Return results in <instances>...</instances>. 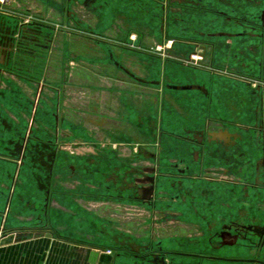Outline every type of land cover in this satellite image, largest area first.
Masks as SVG:
<instances>
[{
  "label": "crops",
  "instance_id": "obj_1",
  "mask_svg": "<svg viewBox=\"0 0 264 264\" xmlns=\"http://www.w3.org/2000/svg\"><path fill=\"white\" fill-rule=\"evenodd\" d=\"M18 7L23 14H17ZM37 8H40L37 2L25 0L17 3L14 0L5 12H0V19L9 22L26 20L27 15ZM63 11L66 14L67 10ZM12 40L9 33L0 32V240L4 237L8 239L6 243H0V264H239L198 258L192 254L248 257L253 253L252 248L243 243L220 242L218 237L211 236L210 230L219 226L220 222L229 220V214L258 210V193L251 189L254 178L250 169L240 171L226 167L227 158L235 163L245 160L242 162L244 164L247 161L252 164L254 160L255 153L247 151L253 147L246 140L243 141V133L251 131L242 122L243 119L257 122L255 109L260 96L258 93L252 92V96L243 94L242 90L247 86L235 78H216V75H210L212 78L209 79L202 77L205 71L208 74L205 65L184 66L176 61L172 66L177 67L175 73L170 77L166 74L163 76L158 73L154 67L157 63L150 57L147 62L141 61L145 64L141 69V89H144L141 101L124 92H103L100 95L112 107L106 109V135H118V128L123 126H132L135 132L159 134V141H141V147L155 148L157 145L163 172L173 161L184 160L191 166L192 178L202 175L204 170H223L227 173L225 176L240 182L239 187L231 180L226 184L221 182V186L211 183L214 179L191 178L186 180L185 188L177 186L178 181L174 187L169 184V188L160 186L154 193L157 201L155 207L140 205V212L143 208L145 213H152L149 219L145 220V217L141 220V215L140 219H133L130 217L131 210L115 205L112 197L116 192L107 193L98 183L103 180L125 195L133 177L129 157L96 156L90 146L77 149L78 138L97 140L92 138V132L86 134L87 126L81 124L84 123L81 118L84 113H79L80 135L76 137L73 128L72 133L62 131L61 136L64 139L67 136L69 140L62 141L60 138L58 151L69 152V155L76 153L84 161V166L89 168L97 160L102 161L104 174L101 177H95L91 169L70 171L65 165L66 161L62 165L53 161L49 172L44 156L37 161L40 165L37 166L36 154L32 150L30 152L29 144L40 143L43 147L44 141L57 137L58 128L54 125L44 124L41 141L25 138L20 163L14 157L16 148L12 140L17 136L12 131L4 133L1 124L3 89H9L6 94L8 99L14 95L10 92L13 89L11 80L7 77L3 82L2 72L6 54L13 52ZM237 45L230 46L235 55ZM179 47H188L193 51L200 48L205 55L192 53L191 56H203L202 62L205 63L213 58V64H216L218 44L212 45L211 50L191 41ZM173 49L177 50L176 54L187 53L176 45ZM211 51L214 52L213 56H208ZM183 69L192 75L182 78ZM147 89H154L155 92L146 94ZM261 97L264 99V96ZM121 103L125 108L117 110ZM113 119H118L116 123L127 124L115 128L111 124ZM252 125L257 126V123ZM95 127L101 131V127ZM235 145H239L244 154L236 155L235 159L229 158L234 153L232 147ZM1 146H4L3 149ZM163 149L167 150V156H161ZM183 151L187 157L177 158ZM75 160L68 159L70 163H75ZM3 165L14 166V174L10 172L2 178ZM243 181L248 182L249 189H241ZM167 196L171 199L177 197L167 205L168 209L175 211L170 213L172 218L169 219L167 214L157 216L165 209L160 200ZM197 229L202 231L195 233ZM177 230H182V234L179 235Z\"/></svg>",
  "mask_w": 264,
  "mask_h": 264
},
{
  "label": "rangeland",
  "instance_id": "obj_2",
  "mask_svg": "<svg viewBox=\"0 0 264 264\" xmlns=\"http://www.w3.org/2000/svg\"><path fill=\"white\" fill-rule=\"evenodd\" d=\"M22 1L25 2V0H17V3ZM30 1L37 2L40 8L28 14L26 20L23 18V20L9 22L3 18L0 19V32L9 33L13 39L11 47L13 52L6 54L2 72L5 78L3 82L7 77L11 80L13 89L10 92L14 95L8 99L9 96L6 94L9 89L7 88V91L3 89L1 124L4 133L12 131L17 136L12 140L16 148V151H13L14 157L20 158L25 138L29 137L30 141L34 142L41 141L44 135V124L55 125L51 114L54 115L56 112L57 93L63 94L65 90V96H61L60 112H58L68 121L65 130L69 132V128H79V113L82 112L84 115L81 118L84 123L81 124L87 126L86 134L93 133L91 135L93 139L96 138L103 143L110 141L117 143L120 140L135 143L129 146V149L121 148L114 151L118 153L119 159L121 154L129 157V163L132 165L130 174L136 178L138 164H141L142 168L145 162H150V154L157 152L156 147L139 150L137 145L141 144V141H159V134L135 132L134 127L123 126L118 128L120 130L118 135H106L104 133L107 120L106 109L108 106L111 107V104H107L100 94L124 92V94L129 93L135 100L140 98L141 101V93H144V89L142 90L141 84L132 77L134 75L141 80V69L145 65L141 61L147 62L150 57H152L150 60L157 63L154 67L158 73H162L163 76L166 74L167 77L175 73L177 67L172 66L176 64L174 63L176 61L184 66L197 67L190 63L189 57L192 53L204 54V51L200 48L193 51L188 47L184 49L179 47L184 40H188L194 44L199 43L200 47H207L209 50L212 49V45L218 44L216 64H213V58L206 60L207 63L202 62V56L200 62L202 66H207L209 74L205 71L202 77L206 76L205 78L209 79L216 75V78L220 76L235 78L247 86L243 88V94L252 96V92H257L260 95L255 109V114L258 115L257 122L243 119L242 123L251 131V133H243L244 142L250 138L252 141L253 148L247 151L255 153L250 168L253 169L252 166L255 168L254 165L261 164L264 157V143L260 141L264 142V138L258 126L264 123V99L261 97L264 96V84L257 88L258 86L251 78L253 79L260 72L258 63L264 62V45L260 43L259 36L264 32L260 27V14L264 11V0ZM64 9L67 10L66 14ZM20 10L23 11L18 7L19 15L23 14ZM253 25L257 26V32L251 30ZM167 28L171 32H164ZM220 33L223 36H219ZM238 33H244V36H238ZM138 34L140 37L137 38ZM172 38L177 40L176 47L187 53L176 54L177 50L173 49L174 47L168 48L167 44ZM233 44H239L236 55L230 50ZM110 51L114 53L115 60L121 61V64L129 70V75L116 68L109 57ZM210 54L208 56H213L214 52L211 51ZM10 56L12 58L9 61ZM146 66L148 68V64ZM184 70L182 78L186 79L192 75ZM117 78H124V83L117 81ZM154 92V89L146 90V94ZM135 95L139 97H134ZM122 107L125 108L121 103L116 109L121 110ZM116 120L118 119L111 121L115 128L127 124L126 122L116 123ZM255 123L257 126L252 125ZM95 126L101 127V131L99 132ZM62 131L61 129V133ZM119 135L122 137L120 138ZM60 138L63 141L69 140L67 136L65 139L63 136ZM29 145L30 152L33 151L36 154L37 163L44 156L41 144ZM3 147L1 146L2 149ZM179 154L177 158L187 157L184 151ZM167 155V150L163 149L161 156ZM198 157H200L199 154ZM18 161L21 162L20 159ZM37 166H40L39 162ZM14 169V166L3 165L2 178L4 175L8 176L10 172L14 174ZM243 171L246 170L243 168ZM255 171L257 177L251 183L257 187L258 205L264 211L261 201L263 181L260 166ZM202 173L214 179L211 183L220 185L227 175L223 170H204ZM185 182L186 180H178L177 186L185 188ZM247 183L243 181L242 190L249 189L250 185ZM135 186L136 181L132 180L129 188L135 190ZM165 188H169V185H165ZM182 199L184 200V196ZM114 201L118 207L131 210L130 217L133 219H140L141 215V220L145 217L147 220L149 215H152V213H145L143 208L140 212L138 204L132 202L123 204L116 199ZM171 201L172 199L168 196L161 198L160 203L165 206V209L159 213L161 215H157L158 217L167 214L168 219L172 218L170 213L175 211L167 208ZM201 231V229L194 230L195 233ZM177 233L181 235L182 230H177Z\"/></svg>",
  "mask_w": 264,
  "mask_h": 264
},
{
  "label": "flooded vegetation",
  "instance_id": "obj_3",
  "mask_svg": "<svg viewBox=\"0 0 264 264\" xmlns=\"http://www.w3.org/2000/svg\"><path fill=\"white\" fill-rule=\"evenodd\" d=\"M92 1H98V0H92ZM260 20H261V29L264 31V11L261 12L260 14ZM255 25V24H254ZM251 26V30L253 32H257V26ZM164 32H171V30H169V28L165 29ZM223 34L220 33V36H222ZM238 36H244V33H238ZM260 36V43L264 45V32H262V34L259 35ZM136 37H140V35H136ZM190 41L188 40H184L182 44H186ZM177 43V40H174L173 38L169 40L167 47L168 48H173ZM170 44V45H169ZM196 45L200 46L199 43H195ZM122 46H125L124 44H121ZM203 47V46H202ZM194 55H198V54H194ZM192 55V56H194ZM191 56V57H192ZM109 57L112 60V62L114 63V65L116 66V68H118L119 70H121L123 73H125L126 75H129V70H127V68H125L122 64L121 61H117L115 60L116 57L114 55L113 52H109ZM202 57V56H201ZM195 66H199V67H203L201 62L199 64H192ZM258 67L260 68V72L259 74L255 75L254 78L251 80L254 82V84L256 86H258L257 88L260 87V85L264 84V75H263V69H264V62L258 63ZM133 79H136L137 82H139V84H141V80L139 78H137L136 76L133 75L132 77ZM64 80H66V78H64ZM117 81H120V83H124V78H117ZM258 83V84H257ZM108 85V84H107ZM257 91V90H256ZM255 94L257 92H254ZM65 96V90L62 93H57V108H56V112L53 114H51V119L54 118V123H55V127L58 128V135L57 137L54 136V139H47L46 141L43 142V153H44V157L45 160L44 162L46 163V167L48 169V171H51V166L53 165V161L57 162L58 164L65 163L64 161H66L67 165V169L70 171H90L92 174L97 177H101L104 173H103V169L101 166V162L97 160L91 168H89V166H84V161L82 160V158L76 156V153L74 155H69V152L66 153L64 151H58L59 149V141L60 140V136H61V129L64 131L65 128H67V119L65 116H60V100H61V96ZM101 95V94H100ZM50 101V100H49ZM48 101V102H49ZM73 128V127H72ZM72 128H69L71 131ZM248 128V127H246ZM76 132V137L79 134V128H73ZM249 129V128H248ZM260 132L263 134V138H264V125L259 126ZM97 130H99V128H97ZM100 132V131H99ZM80 137V136H78ZM63 141V140H62ZM78 144H77V149L78 148H83L84 146H90L93 149V152L96 154V156H101L104 157L109 156V157H113V156H118V153H115L114 149H121V148H126L129 149V146H133L135 145V143H130L128 141H119L117 143H112V141L110 142H101L99 140H93V141H86V140H78ZM249 144L252 143L251 139L246 141ZM261 143H264L262 140L260 141ZM233 143V142H232ZM116 145V146H115ZM137 145V144H136ZM138 149L141 150L143 149V147H141V144H138ZM76 147V146H75ZM155 147L157 148V145H155ZM233 149V155L229 156V158H234L235 156H241L243 155V151L242 149H240L239 145H235L232 147ZM264 150V149H263ZM59 152V153H58ZM66 153V155H65ZM122 156V154H121ZM125 157V156H122ZM70 158H74V160L76 161L75 163H70L68 161V159ZM159 150L157 148V152L155 153H151L150 154V162L143 165L141 168V164L137 166V170H136V178L132 177L131 181L134 180V182L136 181V186H135V190L129 188V190H127L125 192V195L122 194L121 190L116 191V189L114 187H112L111 185H107L105 184V182H103V180L99 181V185H102V187L105 189V191L107 193H112V191H115V196H110L109 198H115L116 200H120L123 204L124 202H132L138 205H148L150 207H155L156 205V200L154 197V193L155 191L158 189V187L160 186H164V185H171L172 187H174L175 183L178 180H189L192 178V173H191V166L189 164H186L184 160H179V161H173L170 165L167 166V168L163 170H161L160 168V163H159ZM49 162V163H48ZM235 161H229L227 158V164L226 167L227 168H238L240 171L244 168H246L248 171L250 169V172L254 178V180H256L257 177V172L255 171L257 169V167L260 166L261 170H262V190H261V201L263 202V207H264V157L262 159V162L260 165L256 164L254 165L255 168L252 166L253 169H251V164L250 161H247V163L243 164L242 162H240L239 160L235 163ZM84 166V168H83ZM245 166V167H243ZM254 170V171H252ZM229 172V169L227 170ZM142 172V173H141ZM163 178L164 182H161V178ZM197 178H206V179H213V178H209L206 177L204 175V173L202 175H197ZM192 179H196L195 177H193ZM231 180V182L233 184H236L237 187L240 186V182L237 181L236 179H231L229 176H225L223 178V183H229ZM130 181V183H131ZM168 181V182H167ZM130 185V184H129ZM251 189L253 191L257 192V187H255V184L251 185ZM258 193V192H257ZM177 199V197H173L172 201ZM259 205H258V210L254 211V212H248V213H244V212H236L233 214H229V220L227 219V221H223L220 222L219 226H215V228L210 231L211 232V236H215L218 237L220 242H226L227 244H239V243H243L245 246H248L249 248L251 247L253 250V253L248 256V257H224L221 255H214L213 253H209L206 255H202V254H192L194 257H202L205 259H210V260H221V261H226V262H236L239 264H264V211L261 210V208L259 209ZM243 214H245L244 216H242ZM214 215V214H211ZM245 217V218H242Z\"/></svg>",
  "mask_w": 264,
  "mask_h": 264
},
{
  "label": "built area",
  "instance_id": "obj_4",
  "mask_svg": "<svg viewBox=\"0 0 264 264\" xmlns=\"http://www.w3.org/2000/svg\"><path fill=\"white\" fill-rule=\"evenodd\" d=\"M11 2V0H0V12H5L6 8L8 7L9 3ZM162 48H160L161 50ZM202 60V57L199 55H194L191 57L190 62L192 64H199L200 61Z\"/></svg>",
  "mask_w": 264,
  "mask_h": 264
},
{
  "label": "water",
  "instance_id": "obj_5",
  "mask_svg": "<svg viewBox=\"0 0 264 264\" xmlns=\"http://www.w3.org/2000/svg\"><path fill=\"white\" fill-rule=\"evenodd\" d=\"M7 240H8L7 237H4L3 239L0 240V243H1V244H4V243L7 242Z\"/></svg>",
  "mask_w": 264,
  "mask_h": 264
}]
</instances>
